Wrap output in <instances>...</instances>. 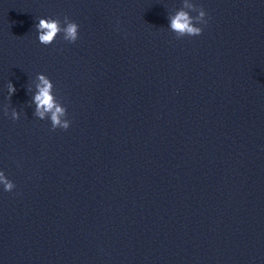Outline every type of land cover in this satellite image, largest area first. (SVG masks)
Returning <instances> with one entry per match:
<instances>
[{"label":"water","instance_id":"obj_1","mask_svg":"<svg viewBox=\"0 0 264 264\" xmlns=\"http://www.w3.org/2000/svg\"><path fill=\"white\" fill-rule=\"evenodd\" d=\"M187 2L0 0V264H264V0Z\"/></svg>","mask_w":264,"mask_h":264},{"label":"clouds","instance_id":"obj_2","mask_svg":"<svg viewBox=\"0 0 264 264\" xmlns=\"http://www.w3.org/2000/svg\"><path fill=\"white\" fill-rule=\"evenodd\" d=\"M184 8H190L193 11H198V16L193 17ZM206 13L202 8L197 9L195 5L189 4L184 0V7L178 10L175 15L169 16V28L176 34L177 38L184 36H199L202 33V28L196 26L205 24ZM64 26L58 19L40 18L35 28L38 33V41L43 45H50L54 42L58 34L63 33V39L70 43H74L78 39V24L64 18ZM37 79L39 84L36 85L37 91L33 96V103L36 105L35 115L41 120L47 116L51 121L52 129L57 128L67 130L70 126V121L66 118L67 111L64 106L56 99L53 93L54 85L51 80L44 74H38ZM16 91L14 85L9 82V96ZM4 114L8 113L4 111ZM11 118L16 120L19 118V113L15 110L11 112ZM0 184L3 185L5 191H12L15 187L14 183L7 179L5 174L0 171Z\"/></svg>","mask_w":264,"mask_h":264}]
</instances>
